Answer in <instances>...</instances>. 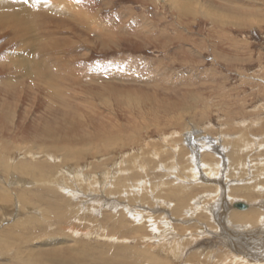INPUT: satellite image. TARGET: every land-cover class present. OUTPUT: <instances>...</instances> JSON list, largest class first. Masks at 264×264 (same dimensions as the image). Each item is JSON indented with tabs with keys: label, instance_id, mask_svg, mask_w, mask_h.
I'll return each mask as SVG.
<instances>
[{
	"label": "rangeland",
	"instance_id": "374dc122",
	"mask_svg": "<svg viewBox=\"0 0 264 264\" xmlns=\"http://www.w3.org/2000/svg\"><path fill=\"white\" fill-rule=\"evenodd\" d=\"M37 1L40 8L36 12L40 11V18L29 17L28 25L23 27L14 22H10L7 27L0 26V162L11 170L7 174L4 166L2 169L0 167V182L4 181L5 184L2 185L9 190V195L14 196L15 201H19L24 186L29 187L31 181L39 179L26 178L23 175L29 183L20 182L17 177L21 179L24 177L22 174L19 176V172L12 171L13 166L32 163L31 158L26 155V149L35 146V143L42 147L49 146L44 142L47 137L43 132L44 127L51 128L52 131L57 129L62 135L66 134V130L62 131L58 127L64 123L65 113L71 115L74 123V129L69 136L76 141L81 138L86 140L94 138L93 136L98 137L99 134L93 133L87 124L89 119L87 116H92L88 104L92 103L98 107L96 116L101 118L99 120L97 117L95 121L111 126L112 120L109 116L116 119L121 128L120 134H117L118 138H121L118 143L120 145L114 144V147H117L114 153L100 152L96 157L87 156L78 165H73L77 166L76 170L82 169L85 174L88 171L91 185L81 188L79 185L71 184L75 197L73 200L70 199L71 205L68 210L74 211L77 218L93 217L96 226L103 220L104 210H107V213L113 211L104 208V200L109 198L117 202L119 196L114 197L116 193L112 191L119 183L116 181L119 176L124 183L125 179L130 181L126 184L128 188L133 184L135 187L139 185L134 193L137 196H134L136 201H133L137 206L132 210L134 214L125 211L128 214V221L138 226L141 225L139 216H146L149 234L142 239L133 232L123 229L124 233L119 234V239L112 240L113 242L122 240L127 242L129 239L127 237H132L130 243L127 242V247L135 246L137 242L142 247L153 243L155 246L153 255L157 254L170 264H239L237 263L239 260H227L230 259L227 253L229 248L219 242V224L230 218L229 213L234 210L233 205L239 201L249 205L244 211L251 207L256 209L264 207V195L257 196L256 199L259 201L253 204L238 197V201L230 202V205L224 203V209H220L219 205H217L219 208H211L213 212L210 214L209 208L206 207L198 211L194 217L182 211V216L172 218L173 228L177 230L183 226L187 228L190 226L188 224L193 223L195 227L191 226L194 228L180 234L184 237L180 240V251H175L177 244L162 240L160 234L153 231L152 226L157 225L162 236L164 228L160 220L169 218L176 212L179 203L172 201L169 198L170 194L167 193L174 189L171 182L175 180L171 172L176 168V162L186 164V168L191 166L193 168L187 159L193 157L197 160L196 167L199 165V169L203 171L198 177L199 180L194 182L199 183L197 186H219L220 183H222L220 185L228 183L229 188H232L239 186L236 184L238 179L233 172L234 169L231 172L232 177L225 179L224 172L218 178L211 177L212 174L210 176L205 174V168L203 169L201 165L206 162L210 169L215 171L214 165L222 164L223 158L227 161L225 151L228 148L232 151V140L236 141L244 134L248 133L250 137L252 134L260 136L264 141V0H57L72 8L71 14L85 16L91 22L90 25L82 21L77 22V18L69 19L71 15L63 16L62 13L51 11L47 13L43 7L48 4L46 3L48 0H41V4L40 0ZM61 10L58 9L57 12ZM62 21L65 27L60 30L56 25ZM24 58L27 59V66ZM126 95L141 100L140 105L122 111L117 107L120 106L117 101L120 100L118 98L124 99ZM192 127L215 144L212 142V146L207 145L208 143L202 146L204 145L202 141L190 142L186 132ZM221 138L220 142L225 145L224 147L214 140ZM84 139L76 145L77 149L86 150L91 146L94 147L92 150L97 149L100 146L97 142H101V146L104 145L102 139L91 140L96 142L94 145H86L88 143H85ZM226 139L231 141V144L225 143ZM178 147L185 155V160L177 159L175 153ZM222 148H225V151ZM238 149L240 148L235 147V151ZM215 157L216 160H213ZM79 172L80 170L77 175ZM13 173L16 175L11 177ZM97 180H107L104 190L101 187L97 191L93 190L92 184ZM38 188L35 191L36 195H42L47 200ZM225 193L224 198L227 191ZM127 197L124 196L126 201L123 208H128L130 200ZM200 201L207 203L212 199ZM2 205L3 203H0V217H5V220L0 224V234L8 226L28 219L31 212L30 209L29 213L15 210L13 216L6 218L9 214L4 211L6 206ZM41 209H35V213H31L39 219L43 217L45 220L40 219L43 221L42 224L50 221L51 225L47 232L52 233L56 229L54 225L56 218L53 214L46 218ZM94 210L100 212L94 215ZM135 210L143 212L137 215ZM8 211L11 212V209ZM117 212L120 210L114 215ZM153 213L158 215H155L154 220H159L153 222L154 224L147 217ZM111 220L109 227L118 224L115 219ZM197 220L200 221L195 224ZM236 220L238 226L233 227L249 229L246 221ZM184 221L187 223H183ZM92 223L94 222L86 224L77 222L75 228L82 234L83 227H80L83 224L87 225L86 227H94ZM112 231L118 233L116 229ZM150 234L155 239L149 243ZM73 237L82 243L106 242L96 238L91 240L84 235ZM172 240L175 239L172 237ZM132 243L133 245H130ZM64 245L61 243L38 247L43 251L48 249L61 251ZM109 245L116 248L114 244ZM254 247L257 250L258 246ZM129 249L127 248V251ZM6 251H8L6 254L0 256V264H13L17 248ZM237 252H231L233 260L236 259L235 256H239L247 261L245 264L252 262L248 260L250 255H247V251ZM117 257L116 260L126 259L127 264H130L125 251Z\"/></svg>",
	"mask_w": 264,
	"mask_h": 264
},
{
	"label": "bare ground",
	"instance_id": "6f19581e",
	"mask_svg": "<svg viewBox=\"0 0 264 264\" xmlns=\"http://www.w3.org/2000/svg\"><path fill=\"white\" fill-rule=\"evenodd\" d=\"M37 3H38L37 0H0V26H6V25L8 26V24L10 22H14L15 24L18 23L19 25H21L23 27V26L28 25V21H29L28 18L29 17H32V18L39 17L40 18L41 17L40 11L36 12V10H38L40 8V6H37ZM39 3L41 4V0L39 1ZM46 3H48V4H45L43 9L45 8L47 10V13H49L51 11L52 13H54V12L62 13L63 16L64 15H67V16L71 15L70 16L71 18H69V19H76L77 18L76 19L77 22L81 23V21H82V23H85L86 25L91 24V22L85 16L78 15L76 13L71 14L70 10L72 8H70L64 2L57 1V0H48ZM244 7H245V4H244ZM58 9H62L61 12H57ZM6 17H8V18H6ZM94 21L95 20H93V22ZM63 22L64 21H62V23H58L56 25V26H58L57 28H59L60 30L65 27L64 26L65 23H63ZM68 22H69V20H68ZM96 24H98V23H96ZM31 25H33V24H31ZM65 33H67V32H65ZM50 39H52V38H50ZM104 42H107V40L106 41L104 40ZM74 45H72V46H74ZM28 59H31V58H28ZM26 60L27 59H25V64L27 66ZM23 62H21V64ZM29 62H30V60H29ZM39 65H41V64H39ZM28 69H29V67H28ZM25 73H27V72H25ZM142 73H143V71H142ZM46 92L48 93L49 91L47 90ZM137 97H138V95H137ZM124 99L118 98L119 101H117V104H120V106H117V107H120V109L122 111L126 110V109L128 111V110L132 109L133 107L137 108V106L140 105L139 102H141V100L136 99L134 97H131L129 95H126V97H124ZM123 100H124L125 105L123 104ZM88 107H89V109H91L90 111H92V116H89V117L87 116V118H89L87 124H88L89 128L91 127V130L93 133L99 134L97 138L95 136H93L94 138L90 137L91 139H88L86 137L87 138L86 140L84 138H81L80 140L76 141V139H74L72 136H69V133H71L72 129H74V123L72 121L73 118L71 117V115L69 113L68 114L65 113L63 116V122L64 123L58 125V127L62 131L66 130V134L62 135L55 128H54L55 130L52 131L51 128L46 129L44 127L43 132H45V134L47 135V137L45 136L46 140L44 142L49 144V146L42 147V146L36 145V143H35V146H32V147L26 149V151H27L26 155H28L31 158L32 163L29 165H25L26 163H24L25 162L24 161L23 166L22 165L21 166L18 165L15 167L13 166L12 171L19 172V176L22 174V176L25 175L26 178H28V177L39 178V179H36L37 181H35V182L31 181L30 182L31 184H29V187L24 186L23 191H21V193L19 195V201H15L14 196L9 195V193H8L9 190H7V188H5L2 185V183L4 181L2 183L0 182V203H3L2 206H4V205L6 206L4 211L7 212V214H9L6 216V218L8 216H10V217L13 216V214H14L13 212L15 210H19V211L24 212V213H29V211H31L32 213H35V209L38 210L41 208H42L41 211L45 215L46 218L48 216L50 218L52 216L50 214H53L56 218L55 219L56 221H54L56 223V224H54V225H56V227H55L56 229L52 233L47 232V228H50V225H51V223L49 224L50 221L48 223H45L46 221H44L45 224H42L43 221H41V220H45V219L42 217V218H40L41 219L40 220L36 215H33L31 212H30V215L28 216V219H26V220L23 219L11 227L8 226V228H6L5 231L2 232V234H0V256H3L4 254H6L8 252V251H6L7 249L10 250V249H14L16 247L17 251L15 254L14 263H18V264H34L33 262H37L38 264H127L126 259L116 260V258H118L117 255L122 254V252L125 251L127 258H129V260H130V264H170V262H168L167 260L159 258V256L157 254L153 255L155 246L153 245L152 242H151L152 244H148V245H145L143 247L139 242H137V244H135V246L127 247L128 246L127 242L130 243L129 241L132 240V237H127V236L126 237L129 238V239H127V242H124V240H122L121 242H119V241L113 242L115 239H119L118 235L123 232L122 231L123 229H125L126 231H129V232H133L135 236H139L142 239L145 238L149 234V229L147 230V228H146V223L148 221L146 216H143V215L139 216V217H141V220H140L141 225L138 226L135 223H130V221H128V214L125 211V210H128V211H131L130 213H133L132 210H134V208L137 207L136 205H134V204H136V202L134 203L133 201L134 200L136 201L135 197H137V196H135L134 193L137 191V188L139 187V185L137 187H135V184H133L132 187L130 186L128 188V186H126V184H128L130 181L129 180L126 181V179L124 178L125 180L124 179L123 180L126 182V183H124L123 181L120 180L121 178L118 176V179L116 178V181L119 183H117V185H115L116 189H114L112 191V193H116L114 197L119 196L117 199L118 203L116 201H114L115 199L110 200L109 198H107L106 200H104L105 201L104 208L106 207L107 209H110V210L112 209L113 211L110 213H107L106 212L107 210H104L102 213L103 220L100 221V223H98L96 226H95V219L93 217H90L88 219L79 218V217L77 218L74 211L68 210V207L71 205L70 199H72V198L74 199V197H75V193L73 192V189H71V187H72L71 184L79 185V187H81V186L85 187V185L86 186L88 185L90 187V185H91V182L89 179L90 177H88V175H87L88 171L86 170L87 172L85 174L84 171H82V169L76 170L77 166L74 167L73 165H78L79 162L82 161L83 159H86L87 156L92 155V157H96L97 156L96 154H99L100 152L114 153V152H116V149H117V147H114V144H115V146L120 145L118 143H119L121 138L119 139L118 138L119 135H117V134L119 133L121 128H119L120 126H118L116 119L114 117H112L111 115L110 116L108 115L109 117H111V120H112L111 126L112 127L110 125H107V123L102 124V122H100V121L98 123L97 121H95V118H97V117L100 118V116H98V115L96 116V114L98 113V107L95 105H92V103L91 104L89 103ZM94 107H97V108L95 109ZM56 109H58L57 106H56ZM66 111H68V110H66ZM121 115H122V113H121ZM99 120H101V118ZM106 120L109 121L110 119H106ZM95 122H97V123H95ZM197 130H198V128H197ZM199 132H197L196 129L193 127L189 128V130L186 132V134L188 137H190V142H192V141L196 142L199 140V141H202L204 143V145H202V146H206L207 143H208L207 145L212 146L213 141L207 140V136H204V135L200 134ZM247 134L239 136L236 139V141H235V139L232 140V142H233L232 151H230V148H228L227 151H225V148H222V150L226 152L225 156L227 157L226 158L227 161H225L223 158L222 164L221 163H219L217 165L213 164L215 169H216L215 171L211 170L209 165L206 164V162H204L201 165V167H203V169L205 168V171H204L205 174H207V175L209 174V176L212 174L211 177L217 176V178H218V176L223 175V172H224L226 174V175L224 174L225 179L232 177L231 172L234 169L233 172H235V175L237 176V179H238V182L236 184H239V186H233L232 188H229L228 183L225 185H220V184H222V183H220L219 186L218 185H208V186L203 185L204 187L203 186H197L199 183L198 184H195V183L197 180H199L198 177L203 172V171L201 172V170L199 169V167H200L199 165H198V167H196L197 165H195V164H196L197 160L194 159L193 157L187 159V162L189 160V163L193 165V168H192V166L189 168H186V164L184 165V164L176 162L178 167L176 166V168L174 170L172 169L173 171L171 172L173 177H174V180H175V182H171V184L174 186V189H173V191L171 190V191H168L167 193L170 194L169 198L172 201H175L177 204L178 203L179 204L176 207V212L172 213V216L170 215L169 218L166 217L164 219L161 218L163 220H160V221H162V225L164 228L162 236H160L161 232H160V229L157 228V225L152 226L153 231L158 232L160 234L159 237H161L162 240L169 242V243L173 242L174 244H177V248L175 251H177V250L180 251V248H181L180 247L181 246L180 240H183V238H184L180 234L183 232L184 233L188 232V230L195 227V225H193L194 223L191 222L193 224H188L190 226L187 228L184 226L183 227L181 226L182 228L181 229L179 228L178 230L176 228L175 229L173 228V226L171 224H172V221H174V219H172V218H177V216L179 217V215L182 214V211L186 212L189 216L194 217V215L197 214L198 211H201V210H203L204 207H206V208H209L208 212L210 214L213 212V210L211 208L215 209V208H219V206H220V209H222L224 207V203L227 202L226 204L230 205L231 204L230 202H234L235 200L238 201V197H241L243 200H245L247 202L249 201L250 204H253V202L257 203L256 201H259L256 199L257 196L264 195V141H263V139H261L260 136L257 137V135L252 134L250 137ZM83 139H84V141H86L85 143H88L86 145L96 144V142H93L91 140H95V139L101 140L102 139L104 141V145L101 146V142H97L100 145L99 147H97V149L92 150L91 148H94L92 146H91V148H87L86 150L85 149H83V150L77 149L76 145H78L79 142ZM124 139H125V137H124ZM4 140H6V139H4ZM181 140H183V137ZM214 140L218 141V143H220L221 147L225 146L223 143L220 142V140H222V138L221 139H214ZM109 142H112V143L109 144ZM225 143L231 144V141H228L226 139ZM216 145H218V144H216ZM200 146H201V144H200ZM235 147H238L240 149L235 151ZM120 149L121 148H119V150ZM179 149H180V147H178L176 149V153H175L177 155L176 157H178L177 159L178 160H185V155L182 152H180ZM17 151H14V152H17ZM33 151H36V152H33ZM111 155H114V154H111ZM154 157H155V155H154ZM134 159H136V158H134ZM107 160H108V158H107ZM127 160H129V159H127ZM174 160H175V158H174ZM213 160H216V157H215V159L213 158ZM240 160H242V161L240 162ZM58 161H59V163H58ZM98 161H99V159H98ZM100 161H101V159H100ZM142 163H143V161H142ZM5 164H7V163L5 162ZM82 164L80 165V167L82 166ZM118 164H119V162H118ZM127 165H129V164H127ZM137 165L139 166V163H137ZM2 166H4L3 168L5 171H7V174H9V172H11V170L6 168L5 165H3L0 162L1 169H2ZM101 166H102V164H101ZM102 167H104V166H102ZM140 167H141V165H140ZM78 170H80V172L78 173V175H80V177H78V175H77ZM96 170H94L95 173H96ZM154 170H156V169H154ZM195 170H198V171H195ZM207 170H208V172H207ZM121 171H123V170H121ZM121 171H120V173H121ZM157 172L158 171H156V173ZM13 175H16V174L13 173L10 176L13 177ZM125 175H127V174H125ZM105 176H106V174H105ZM105 176H103L104 179H105ZM123 176H124V174H123ZM17 178L19 180H21L20 182L24 181L25 184L29 183L27 180H25L26 179L25 177H24V179H21L19 177H17ZM91 179H93V178H91ZM101 180H102V178H101ZM101 180H99V181L97 180L95 183L93 182L94 184H92V186H93L94 191H97V189L100 187L102 190H104L107 180H103V181H101ZM108 180H109V178H108ZM214 181H216V180H214ZM13 182H15V181H13ZM179 182H181V183H179ZM3 184H5V183H3ZM25 184L21 183V185H25ZM31 185H33V186L31 187ZM168 186H169V184H168ZM38 187H40V188L44 187L45 189H40ZM37 188H38V190L43 192V195L46 197L47 200H45L42 195H36L35 191ZM87 189L88 188H86L85 190L87 191ZM159 189L161 190V188H159ZM149 190L150 189H148V191ZM81 191H83V190H81ZM199 191H201L203 193H200ZM226 191H227V196L224 198V195H226V193H225ZM125 195L128 196L127 199H129L131 202V203L129 202V204H127L129 209L127 207L123 208V205H125L124 201H126L124 198ZM136 195H138V192ZM16 196H17V194H16ZM96 197L97 196H95V198ZM208 198H211L212 201H208L207 203H201L202 201H200V200L208 199ZM254 198H255V200H254ZM213 199H214V203H213ZM99 200L103 201L101 198H99ZM99 200H97V201H99ZM145 202H147V201H145ZM239 203L244 204V202H242V201L235 203V205H233L234 210L230 211V213H229L230 218H226L225 221L223 220L222 222H220V224H219L220 235L218 236L219 242L222 244H225L229 248V249H227V253L230 256V259L229 258L227 259L228 261H238L239 260V262H237L239 264L247 263V261H244L239 256H235L236 259L233 260V254L231 253L234 251L235 252L247 251V255H250V259H248V260L252 261L251 263H248V264H264V216L262 215V214H264V207L259 206L261 210L251 207V209H249L248 211H244V210L248 209L249 205L245 203L244 205H246V209H240L239 210V208L237 206V204H239ZM75 205H76V203H75ZM217 205H219V206H217ZM227 205H225V206H227ZM201 206H203V207H201ZM8 208L11 209V212L8 211L9 210ZM76 208H75V210H76ZM118 210H120V212L119 213L117 212L114 215V213ZM93 212H94L93 213L94 215H97L100 211L94 210ZM135 212L138 215V214H142L143 211L142 210H139V211L135 210ZM187 214H183V216H188ZM15 215H16V213H15ZM20 215H21V213H20ZM155 215L156 214L153 213V215L149 214L147 216L151 219L152 224H154L153 222L156 223V221L157 222L159 221V220H156V221L154 220ZM164 215H167V214H164ZM156 216H158V215H156ZM160 217H159V219H160ZM52 219H53V217H52ZM111 219H115V221L118 224H113L112 227L111 226L109 227V221H110V223H112ZM236 219H243L244 221H246L245 223H246L247 227H249V229L246 228V230H242L243 227L242 228L238 227V229L233 227V225H235L236 227L238 226V224L236 223L238 221ZM4 220H5V217H0V224L3 223ZM91 221L94 222V223H92V225H94V227H86L87 225L86 226L84 225L87 222H91ZM199 221L200 220H197V222L195 224L199 223ZM77 222H79V223L84 222V224L81 227L78 226L80 228L83 227V229H82L83 233L82 234L79 233L80 231H78L76 229L77 227L75 226V223H77ZM141 222H143V223H141ZM183 223H187V222L184 221ZM201 223H202V221H201ZM191 226H194V227H191ZM196 227H197V225H196ZM130 228H132V229H130ZM112 229H116L118 231V233L115 231L111 232ZM230 229L232 230L231 232L229 231ZM144 234H146V235H144ZM80 235H84L86 238L91 239V240L96 238V239H101V240L106 241V242H105V244L104 243H88V242L82 243V241L75 240L73 237V236H80ZM172 237L175 240H172ZM153 239H155V237L151 236V234H150L148 236L149 243H150V241H153ZM177 239H179V240H177ZM61 243L65 244L64 249L62 248L61 251H59L57 249H54V250L48 249L46 251H43V250H39L40 248L38 247L39 245H41V246L59 245ZM109 244H114L116 246V248L111 247ZM130 245H133V243ZM251 245H252V247H250ZM254 245L258 246L257 250L254 247ZM127 248H130V249L127 251ZM163 249H164V247H163ZM122 258H123V255H122ZM182 260H184V259H182Z\"/></svg>",
	"mask_w": 264,
	"mask_h": 264
},
{
	"label": "water",
	"instance_id": "95a60500",
	"mask_svg": "<svg viewBox=\"0 0 264 264\" xmlns=\"http://www.w3.org/2000/svg\"><path fill=\"white\" fill-rule=\"evenodd\" d=\"M237 206L239 209H246V205H244V204L239 203V204H237Z\"/></svg>",
	"mask_w": 264,
	"mask_h": 264
}]
</instances>
